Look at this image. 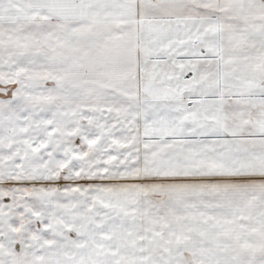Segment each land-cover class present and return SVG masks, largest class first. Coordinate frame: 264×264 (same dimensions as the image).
<instances>
[{"label": "snow or ice", "instance_id": "1", "mask_svg": "<svg viewBox=\"0 0 264 264\" xmlns=\"http://www.w3.org/2000/svg\"><path fill=\"white\" fill-rule=\"evenodd\" d=\"M0 264H264V0H0Z\"/></svg>", "mask_w": 264, "mask_h": 264}]
</instances>
